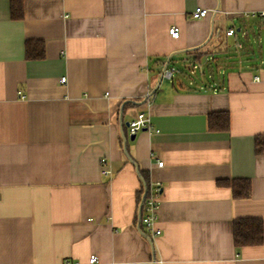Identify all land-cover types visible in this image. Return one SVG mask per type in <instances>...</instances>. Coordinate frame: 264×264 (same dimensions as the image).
<instances>
[{
    "label": "crops",
    "instance_id": "0c3cea01",
    "mask_svg": "<svg viewBox=\"0 0 264 264\" xmlns=\"http://www.w3.org/2000/svg\"><path fill=\"white\" fill-rule=\"evenodd\" d=\"M17 1L0 0V264H264V240L233 238L234 219L264 222V0ZM250 31L252 61L232 58L222 83L163 82L174 58L180 72L188 50ZM34 39L44 59L26 58ZM226 111L229 130H208ZM140 112L151 129L131 139ZM142 174L161 189L156 236L141 230ZM232 178L251 194L217 184Z\"/></svg>",
    "mask_w": 264,
    "mask_h": 264
},
{
    "label": "trees",
    "instance_id": "16d2710c",
    "mask_svg": "<svg viewBox=\"0 0 264 264\" xmlns=\"http://www.w3.org/2000/svg\"><path fill=\"white\" fill-rule=\"evenodd\" d=\"M17 3H20V0L17 1ZM17 6V5H16ZM22 6V4H21ZM20 6V7H21ZM20 14L22 15V8L19 10ZM227 34H225L226 36ZM224 35L222 36L221 33H219L216 38H218L219 42L222 44L224 43ZM228 36V35H227ZM227 45V43H225ZM26 58L29 60H35V59H44L46 55V47L45 42L41 39H34V40H27L26 41ZM226 50H220L219 53L221 54H232L231 57L233 58H239V57H247V60L252 61L251 55L249 56L244 51H239V53H242L241 56L234 55L239 54L237 52L228 53L225 52ZM214 51L207 50L202 51V46L196 47L194 50H188L187 54H191L194 57V63L196 62L198 64V79L196 77H192L190 82L193 85H188L187 82H182L179 84V87H182L186 90H196L202 83H205V85L210 87L211 85L216 84V82L222 83V80L224 76L221 74L222 67L219 65H216L215 67H211V65H207L205 68L203 66V60L207 58V60H210V57L217 58V54ZM244 53V54H243ZM233 60L232 58H230ZM254 63V62H253ZM252 63V64H253ZM182 72L184 70L182 69ZM206 77L205 80L201 79V77ZM219 81H217L218 79ZM133 101H129L128 104H132ZM127 104V103H126ZM230 125V115L226 112H211L208 116V130H214V131H226L229 130ZM255 151L257 153H264V136H257L255 139ZM143 179V185L146 189H149V181L148 176L145 174H142ZM218 186L222 187H229L232 189V195L234 198H243L248 197L251 194V182L249 179L246 178H232L227 180L219 179L217 181ZM143 194V193H142ZM141 230L148 234L143 226L142 220L140 222ZM264 222L263 218L258 217H243V218H237L233 221V231H234V246L236 247H244V245H259L264 240V230H263ZM150 235V234H148ZM151 236V235H150Z\"/></svg>",
    "mask_w": 264,
    "mask_h": 264
},
{
    "label": "built area",
    "instance_id": "2783aa9c",
    "mask_svg": "<svg viewBox=\"0 0 264 264\" xmlns=\"http://www.w3.org/2000/svg\"><path fill=\"white\" fill-rule=\"evenodd\" d=\"M209 9L204 8V7H198L194 10L193 17L195 18H203L208 15ZM258 16L262 19H264V9L258 12ZM169 33L172 38L178 39L180 37V31L176 26H171L169 28ZM226 34L228 36H232L236 34V29L234 27L229 28L226 31ZM240 46L241 43H238ZM163 77L172 79L175 74L180 73L179 70L171 64H167L164 70L162 71ZM66 80V77L64 76L61 78V82L64 83ZM138 118L131 121L129 124V132L131 134H137L139 130L142 129H151V123L149 117L145 114V112H140L138 113ZM101 165L104 166L102 167V173L103 174H108L109 170L105 166L107 164L105 158L100 159ZM159 166H163V161H158ZM147 190V194L144 197V200L142 201V212H141V219L143 226L146 230L147 233H149L152 236H156L158 234H161L160 228L156 227V223L158 221V208H159V196L161 193V189L159 185L151 186ZM97 261V256L92 255L89 258V263H95Z\"/></svg>",
    "mask_w": 264,
    "mask_h": 264
},
{
    "label": "rangeland",
    "instance_id": "374dc122",
    "mask_svg": "<svg viewBox=\"0 0 264 264\" xmlns=\"http://www.w3.org/2000/svg\"><path fill=\"white\" fill-rule=\"evenodd\" d=\"M251 34L248 35L247 33L244 34V36L240 33V40L241 41V45L239 46L237 44V46H235V43L234 44H230V46H233L231 48H228V50L226 52L228 53H231L230 51H233V52H239V51H244L245 49V46H248V47H251L253 46L254 44V39H253V36H252V31H250ZM255 38V37H254ZM234 55H238V56H241V53L239 54H234ZM232 54H224V55H217V58H212L210 57V60H207V58H205L203 60V66L204 68L207 66V65H211V67H215L216 65H219L220 67H222V69L224 68H227L228 66H232L235 62L231 61L230 58H233L231 57ZM236 59V58H235ZM178 61L176 58H174V60L171 62V64H175V62ZM193 62L190 61L189 63H184L182 64L181 68L184 70V72H182V70L180 71V75L178 78H179V81L182 80L184 82H187L188 85H193L190 80L192 79V77H196L198 79V64L196 63L195 65H192ZM179 65V64H178ZM218 76H216V79ZM175 79V77H174ZM174 79H169V78H164L163 79V82L167 85V84H171L173 82ZM201 79L205 80L206 77H201ZM175 81V80H174Z\"/></svg>",
    "mask_w": 264,
    "mask_h": 264
},
{
    "label": "water",
    "instance_id": "95a60500",
    "mask_svg": "<svg viewBox=\"0 0 264 264\" xmlns=\"http://www.w3.org/2000/svg\"><path fill=\"white\" fill-rule=\"evenodd\" d=\"M158 87L156 86L153 90H152V94L150 95V97H149V99L150 100H152V98H153V94H154V92L156 91V89H157ZM147 99V98H146ZM129 124H130V122H126V125H128L129 126ZM135 137H136V134H132L131 135V139H135ZM125 141H126V139L124 140V144H125ZM142 209V203H141V206H140V210H139V219H141V210Z\"/></svg>",
    "mask_w": 264,
    "mask_h": 264
}]
</instances>
